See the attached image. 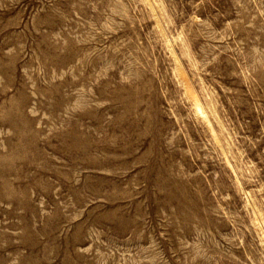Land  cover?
I'll return each mask as SVG.
<instances>
[{
  "label": "rangeland",
  "instance_id": "374dc122",
  "mask_svg": "<svg viewBox=\"0 0 264 264\" xmlns=\"http://www.w3.org/2000/svg\"><path fill=\"white\" fill-rule=\"evenodd\" d=\"M0 264H264V0H0Z\"/></svg>",
  "mask_w": 264,
  "mask_h": 264
},
{
  "label": "bare ground",
  "instance_id": "6f19581e",
  "mask_svg": "<svg viewBox=\"0 0 264 264\" xmlns=\"http://www.w3.org/2000/svg\"><path fill=\"white\" fill-rule=\"evenodd\" d=\"M185 81V80H184ZM184 81H182V82H184ZM185 83H186V81H185ZM183 85H184V88H185V84L183 83ZM187 85V84H186ZM188 87V86H187ZM190 90V89H189ZM187 93H189V92H186V95H187ZM190 97V96H189ZM192 97V96H191ZM193 100V99H192ZM195 110L197 109V111H198V113H199V116L201 115L204 119H205V114H204V112H203V110L201 109V107H200V105L195 101ZM201 118V117H200ZM206 121V120H205Z\"/></svg>",
  "mask_w": 264,
  "mask_h": 264
}]
</instances>
